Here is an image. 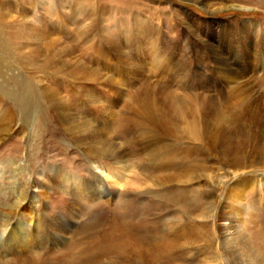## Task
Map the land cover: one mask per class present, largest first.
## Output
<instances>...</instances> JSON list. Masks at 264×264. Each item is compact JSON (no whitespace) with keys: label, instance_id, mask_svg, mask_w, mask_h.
Here are the masks:
<instances>
[{"label":"bare ground","instance_id":"6f19581e","mask_svg":"<svg viewBox=\"0 0 264 264\" xmlns=\"http://www.w3.org/2000/svg\"><path fill=\"white\" fill-rule=\"evenodd\" d=\"M16 2L19 5L22 0ZM77 2L79 0L69 3L71 12H83L75 5ZM2 21L0 16V30L4 26ZM193 24L195 21L190 20V27ZM77 30L81 38L88 36V27L84 32ZM138 38L136 41L139 43ZM94 40L91 38L89 41ZM137 42L132 47L139 48ZM119 43L128 46L122 39ZM262 47L255 54L252 77L247 81L240 82L238 78L241 75L230 68L229 57L214 59L216 67L211 70L218 74L220 82L232 84L227 85L228 92L222 99L218 93L192 97L175 92L183 86L169 93L168 85L162 82L160 86L158 83L157 89L155 83H144L132 93L113 91L114 96L109 99L111 104L107 108L103 105L104 100L96 94L89 93L85 98L86 91L82 92L83 100L93 103L98 114L93 118L100 119L96 124L93 120L84 119L82 112H78L69 100L71 104L66 105L65 111L70 110V118L64 119L66 115L60 114L63 110L58 111L57 117L62 116V120L57 127L66 131L72 149L85 159L88 167L82 168L80 164L78 167L86 174L79 177L75 174L76 170L70 173L66 168L49 167L51 170L57 169L56 182L53 181L68 197L65 204L60 203L58 211H53L52 216L47 215L45 205L42 213L32 202L24 204L22 200V204L11 205L9 216L4 215L2 220L5 223V237L0 240V264H27L28 258L22 256L28 255L30 258L33 252L37 258L31 264H179L187 253L190 256L200 254L199 264H225L212 223L219 200L224 207L216 215L222 223L218 236L224 239L229 261L234 264H264V243H261L262 251L248 242L243 243L238 227L245 213L252 214L247 206L241 208L246 196L249 198L264 192V90H261L264 89V76L262 79L256 78L257 74L264 72V42ZM52 52L53 45L50 44L33 53L38 60L41 55L46 59ZM61 61L60 56L49 57L36 70L46 74L52 82L57 80L58 72H65L71 66L69 62ZM23 64L27 65L22 62L20 67ZM7 66V61L0 63L2 69ZM53 66H58L59 71L50 70ZM86 69L83 68L81 74L67 71L66 75L73 80L86 79L85 75L90 72H84ZM167 69L173 83L183 84L184 79L194 76V71L190 68L187 73L179 59L169 62ZM91 76L98 78L101 74ZM20 78L0 83L3 89L0 93L18 97L16 107L22 116L32 113L30 94L38 91L45 95L49 103L56 99L58 93L53 89L42 86L34 88L32 78L25 77L26 82ZM116 82L121 85L120 79ZM206 87L213 89L212 84ZM251 89H255L254 92ZM250 95L255 98L249 102L245 99ZM116 101L124 104L120 114L112 109ZM222 103H225L224 106ZM9 114L12 119L7 118L10 121L6 126H11L15 121L13 113ZM33 132L38 136L46 133L37 124ZM135 147L138 148L137 153ZM125 157H130L131 163L124 160ZM133 173L135 176H132ZM200 180L204 182L203 188L197 185ZM27 191L24 188L23 193ZM121 191L122 196H118L113 203L114 193ZM101 199L106 203L112 202V208L107 209L106 225L94 218L96 210L103 208L95 204ZM203 200L206 202L204 205L200 204ZM85 202L88 204H82ZM260 207L263 208V204H259ZM16 215L21 219L29 218L31 221L28 224L32 225L16 222L10 226V219ZM254 215L261 222L259 216L262 215L258 212ZM85 217H88L87 224L81 223ZM225 233L235 234L236 237L232 236L229 240Z\"/></svg>","mask_w":264,"mask_h":264},{"label":"rangeland","instance_id":"374dc122","mask_svg":"<svg viewBox=\"0 0 264 264\" xmlns=\"http://www.w3.org/2000/svg\"><path fill=\"white\" fill-rule=\"evenodd\" d=\"M76 1L78 0H73V2ZM69 3L71 0H22L18 5L16 0H0V16L4 23L3 29L0 30V63L8 62V66L4 69L0 67V83L12 81L15 77H22L20 78L22 80H25V77L32 78L34 88L47 87L58 93L55 95L56 99L50 103L47 102L45 95L43 96L38 91L30 94L29 99L32 101L33 109L32 113H27L25 116L17 110L18 97L0 93V240L5 237L3 234L5 223L2 220L4 215L9 214L8 210L11 205L22 204V200L24 204L32 202L37 205L41 213L45 205L49 212L47 215L52 216L53 211L60 209V203L65 204L68 197L59 190L60 186L55 183L57 178L55 171L58 168H66L70 173L76 170L75 174L77 173L79 177L86 174L82 170L83 167H88L85 159H82L79 152L72 149L65 135L66 131L57 127L60 125L62 116L66 115L64 119L70 118V110L66 112L65 107L71 103L78 112H82L84 119L91 122L93 120L95 124L100 121V119H93L98 114L92 106L93 103H86L83 100L82 92L86 91L85 98L89 93L90 95L96 94L99 99L104 100L103 105L107 108L111 104L109 99L114 96L113 91L122 90L132 93L144 83H155V89H157L158 83L160 86L162 82L163 85H168L170 91L167 90V92L169 93L183 86V89L175 92L192 97L207 95L205 93L210 95L218 93L221 96L219 98L222 99L228 92L227 85L232 84L226 85L220 82L218 74L211 70L216 67L214 59L229 57L228 59L232 60H229L230 68L232 67V70L235 69L241 75V78H238L241 79L240 82L247 81L252 77L255 54L264 42V0H79L75 5L83 12L77 13L74 10L70 11ZM190 20L195 21L193 27L189 25ZM87 27L89 28L88 36L85 37L86 39L81 38L76 29L84 32L87 31L85 30ZM137 33L139 43L136 41ZM91 38L95 40L89 41ZM121 39L128 43L127 47L119 43ZM102 41L105 45L101 43ZM136 42L139 48L132 47V44ZM50 44L53 45V52L46 59L60 56L62 61L69 62L68 64L71 65H68L70 67L65 72L60 71L61 73L58 72L59 65L50 68L58 72L57 80L52 82L46 74L36 70L46 59H43L41 55L38 61L34 54L39 48ZM112 44L114 46H111ZM178 59L185 65L187 73L190 68L194 71L193 77L182 79L183 84L173 83L169 69H167L169 62H175ZM22 62L27 65L23 64L21 68L20 63ZM30 63L33 65H29ZM160 65L161 67L158 68L157 66ZM17 67L18 70H16ZM85 67L87 69L84 72L90 70L85 75L86 79L73 80L66 75L67 71L70 74L73 72L81 74L83 72L80 71H83ZM94 73L101 74V76L94 78L95 76H91ZM262 75L264 76V72L257 74L256 78L260 79ZM160 76L163 78L161 79ZM118 79L121 85L120 82H116ZM21 84L24 86L23 82ZM209 84H212L213 89L206 87ZM251 90L254 92L255 89ZM0 91L3 89L0 88ZM70 93L74 94L75 98L72 94L70 98ZM254 98L255 96L250 95L245 100L250 102ZM116 103H119L118 106ZM225 103L222 105L224 106ZM44 104L47 106L45 107ZM113 106L112 109L117 114H120L119 111L124 108V104L119 101L114 102ZM44 108L48 109L44 110ZM60 110L63 112L60 113ZM58 111L62 115L60 118L57 117ZM9 113H13L15 121L11 126H6L7 122L12 119ZM74 114H76L75 110ZM118 117L119 115L116 116L117 119ZM7 118L10 120L7 121ZM24 118L27 121L29 119L30 122L27 123ZM36 124L46 133H41L39 136L34 134L33 129ZM52 126H55L53 131H51ZM136 148L134 151L137 153L138 148ZM123 159L131 163L130 157ZM79 164L82 168L78 167ZM50 166H56L57 169L51 170ZM132 176L135 174L133 173ZM197 185L203 188L204 182L200 180ZM24 188H27V193H23ZM114 194L113 203L118 200V196H122V191ZM100 201L95 204L103 208L96 210L94 218H98L99 221L104 222L103 225H106L105 222L109 215L107 209L112 208V202L106 203L104 199ZM244 202L241 208L247 206L249 210H252V214L245 213L241 220L242 215H239L238 227L239 232L242 233L241 240L243 243L248 242L252 246H257L262 251L264 207L259 208V204L264 206V192L254 194L249 198L246 196ZM204 203H206L205 200L200 204L204 205ZM221 204L219 200L215 208V216L212 219L213 232L218 239L221 258L225 264H234L228 259L224 239L218 236L222 223L218 221L216 215L220 208L224 207V204L222 206ZM255 212L262 215L259 216L261 222L254 215ZM29 221H31L29 218L21 219L16 215L12 216L9 223L12 226L16 222L28 224ZM82 222L87 224L88 217L83 218ZM225 235L229 240L232 236L236 237L235 234L225 233ZM241 247L243 248L242 243ZM32 254L34 255L30 258L28 255L22 256V258H28L27 264H31L33 259L37 258L35 252ZM17 255L15 256L18 257ZM7 259L10 258L7 257ZM200 259V254L190 256L187 253L179 264H199Z\"/></svg>","mask_w":264,"mask_h":264}]
</instances>
